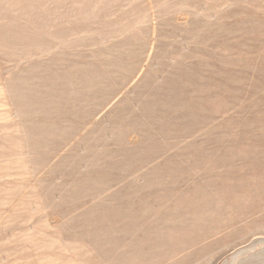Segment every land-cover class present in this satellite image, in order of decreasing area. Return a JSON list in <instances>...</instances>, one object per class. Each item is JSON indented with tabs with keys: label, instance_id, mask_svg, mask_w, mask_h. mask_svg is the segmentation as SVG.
Returning a JSON list of instances; mask_svg holds the SVG:
<instances>
[{
	"label": "rangeland",
	"instance_id": "obj_1",
	"mask_svg": "<svg viewBox=\"0 0 264 264\" xmlns=\"http://www.w3.org/2000/svg\"><path fill=\"white\" fill-rule=\"evenodd\" d=\"M147 1L73 9L52 33L23 11L0 24L13 52L62 36L0 58V264H264V0Z\"/></svg>",
	"mask_w": 264,
	"mask_h": 264
},
{
	"label": "bare ground",
	"instance_id": "obj_2",
	"mask_svg": "<svg viewBox=\"0 0 264 264\" xmlns=\"http://www.w3.org/2000/svg\"><path fill=\"white\" fill-rule=\"evenodd\" d=\"M104 1L105 0H0V24L6 20L5 18H7L6 17L7 14H10V15L12 14L14 16L18 15V17H19V13H22L21 11H23V13H24L23 16L26 19H28V18L34 19L35 17H37L36 15H38L39 18L46 17L47 18L46 24L43 25V27H41L39 29L43 30L44 28H46V31H49V33L50 32L52 33V31H51L52 26L50 25L51 20L53 21V19H57V20L62 19L63 13L65 14L66 12H70L73 9L77 12H84V10H85L89 13L88 17L92 18L91 15L92 16L97 15V14H95V12L100 9V5ZM129 4H131V3H129ZM41 8L44 9L43 12L44 11L45 12L42 13V15L40 16L38 13L40 12ZM131 8H132V6H131ZM161 9H162L161 3L157 4L156 6H154L152 8L151 11H149L147 14H145V17L147 16V18H148V17H151L155 14H158L161 11ZM49 11H51V12H49ZM33 12H34V14H33ZM77 15H78V13H77ZM77 15H76V17H77ZM77 18L80 19L78 22H81V20L83 19V18L81 19V16L77 17ZM61 21H62V23H61L62 25L67 24V22L65 20L62 19ZM140 22H141L140 20H137L136 24H139ZM90 31L88 29H85V28L76 29L75 31H71L72 32L71 34L75 37H80V36H85V35L89 36V35H91ZM49 33H48V36L50 37ZM105 34L107 35V33H105ZM106 35H105V37H106ZM51 37H53V36H51ZM61 37H58L55 40L56 44H55V42L47 41V39L44 41H43V39H41V41L37 45H35L33 47V49L31 47V45L28 44V47H31L29 49V51L27 50L28 52H25V53L24 52H17V51L13 52L14 50H12L10 48L11 44L8 41L9 39L6 37L4 30L0 26V58L4 59V62H6V63L11 62V63H13L14 66L15 65L20 66V65L24 64L25 62L29 61L31 59V57H38V56L41 57L42 55H46V56L50 55L56 48H59V46H62L61 45L62 42L60 41ZM102 37H103L102 33H99V32L95 35V39L96 38L101 39ZM51 40H52V38H51ZM18 45H19V43H18ZM22 51H24V50H22ZM22 93H23V91H19V92H15L14 94H11L12 96L9 95L10 96V103H11V106L13 109L12 110L13 112L11 114V119L15 120L19 123V128L21 129V132H23V138H25L23 143H28L29 139H31L32 137L35 138V135H33V134H35L34 130H36L35 127L37 126V124H36L37 121L32 119L34 111H35V106H33V103L30 104V101L28 100V98H25L22 95ZM7 120H9V118H7ZM0 126H7V124L0 123ZM32 132H34V133L32 134ZM26 148H27V150H26L27 152L25 155L29 156L31 151H30L29 146L27 144H26ZM32 164L33 163L29 161L27 165L32 166ZM5 176H9V175L5 174ZM6 191L7 190L0 189V194L2 195ZM0 203H1V205H4V204H6V201H4L3 199L2 200L0 199ZM6 210H7V208L4 209L3 211L0 210V211H2V212H0V214H1L0 218L1 219L3 218L1 223H3V224H6L7 220H8V218L5 217V215L8 211V210L7 211ZM28 242L30 243L31 247L35 248L37 251L38 250H44L45 248L48 249V248H51V246H52V245H49L48 243H46L44 241L29 240ZM262 243H263V241H262ZM262 248H264V247H262ZM259 250H260V248H259ZM260 251H258V253H260ZM2 252H4V254L6 253L5 251H2ZM239 254H242V252ZM51 255L52 254H47V255L44 254V255H40V256L34 255V258L37 257V259H43L42 260L43 262H41L40 264H53V263L59 264L58 262H60L61 258H62L61 255L59 254V255H56L54 257H52ZM258 256L260 257L261 255H258ZM5 257L6 258L2 259V261H1L3 264H21V263H24V261L30 262L33 258V256L30 255V256H28V258L27 257L25 258L23 256V257L16 259V261H12L10 259L9 255H5ZM233 259H237V258H232L231 261Z\"/></svg>",
	"mask_w": 264,
	"mask_h": 264
}]
</instances>
